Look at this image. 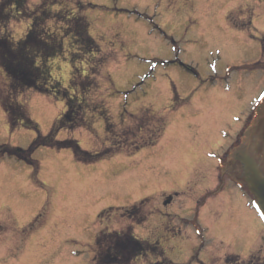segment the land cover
Returning <instances> with one entry per match:
<instances>
[{
    "label": "rangeland",
    "instance_id": "1",
    "mask_svg": "<svg viewBox=\"0 0 264 264\" xmlns=\"http://www.w3.org/2000/svg\"><path fill=\"white\" fill-rule=\"evenodd\" d=\"M42 1L54 13L49 33L63 34L76 12L101 47L74 64L82 76L100 70L84 94L70 86L68 40L50 62L53 78L85 102L82 127L54 141L78 140L89 160L61 145L37 147L34 163L0 156V264H98L97 238L127 226V209L142 202L148 216L134 234L164 255L153 249L134 264L247 261L264 245V228L232 178L216 192L209 153L226 151L264 91V0H30L27 13ZM23 15L0 37L22 39ZM0 87L37 124L11 128L0 104V145L28 149L65 113L55 95L11 92L1 68ZM207 134L211 145L201 141ZM97 152L105 158L92 160Z\"/></svg>",
    "mask_w": 264,
    "mask_h": 264
},
{
    "label": "trees",
    "instance_id": "2",
    "mask_svg": "<svg viewBox=\"0 0 264 264\" xmlns=\"http://www.w3.org/2000/svg\"><path fill=\"white\" fill-rule=\"evenodd\" d=\"M35 7L34 13L28 14L30 0H0V27H6L17 16V13L18 15L24 14V18L21 19H29L30 21L27 33L19 41H13L10 36L0 37V68L9 80L11 92H19L20 90L23 92L27 89L36 90L55 95L65 102V113L56 121L49 136L44 139L39 136L33 142L30 148L31 153L39 146L55 145V142L48 143L46 139L53 138L61 128L75 129L82 126L83 122V104L85 102L77 99L75 94L71 95L68 88L63 87L59 81L53 78L50 60L65 52V41L68 40L74 49L69 56L74 68L70 86L75 90L79 88L84 94L96 86L92 80H95L100 70H92L88 75L82 76L74 64L78 55L93 56L101 52L99 43L90 34L91 24L85 15L73 13L72 16L74 17H67L66 28L60 35L57 32L49 33L46 29L47 23L54 21L53 9L47 6L44 1ZM0 104L13 126L23 121L31 128H37V124L22 111L21 105L16 102L15 98L11 95L5 96V91L1 87ZM68 145L74 146L77 158L89 160L84 155L86 152L81 150L78 143L72 141L68 142ZM3 153L26 159L25 151L20 148H6ZM91 157H93L92 160H95L100 158V155H92ZM134 209L135 207L132 208V211ZM130 216L132 217V215ZM143 221H145V217L142 215L138 222ZM98 244V264H132L134 259L151 248L149 243L133 236L132 228L126 232L114 231L104 234L99 239Z\"/></svg>",
    "mask_w": 264,
    "mask_h": 264
},
{
    "label": "flooded vegetation",
    "instance_id": "3",
    "mask_svg": "<svg viewBox=\"0 0 264 264\" xmlns=\"http://www.w3.org/2000/svg\"><path fill=\"white\" fill-rule=\"evenodd\" d=\"M248 25V24H245ZM249 26V27H248ZM245 27L247 31H253L252 27L248 25ZM260 67V68H259ZM252 69L260 70L262 66H253ZM177 96V95H176ZM243 133L247 131L246 134V145L250 147L252 153L256 154L261 153V156L264 157V98L260 100H256L253 102V106H251L250 110L244 115V126H243ZM242 132V131H241ZM241 134V133H240ZM240 136V135H239ZM207 135L202 136L201 141L206 145H210V139ZM239 138L236 139L233 145H238L240 141ZM231 147L228 148L226 152L221 154L220 160L221 164L217 165L222 168L220 175L217 177L218 181V188L216 190L217 193H220L225 188V184L227 186L226 177L235 178L238 181V177L241 175L243 171V165L240 160L234 156V158H230L229 151ZM239 182V181H238ZM206 201L202 204L204 205ZM170 205V204H169ZM200 205V206H202ZM168 206V205H167ZM165 206V207H167ZM199 206V207H200ZM258 229H263L264 224L260 221L257 222ZM198 228H200L197 225ZM176 235V233H172ZM247 261H243L239 264H264V245H261L260 248L254 253L251 254ZM221 264H231V260L229 257L226 258L225 262Z\"/></svg>",
    "mask_w": 264,
    "mask_h": 264
},
{
    "label": "water",
    "instance_id": "4",
    "mask_svg": "<svg viewBox=\"0 0 264 264\" xmlns=\"http://www.w3.org/2000/svg\"><path fill=\"white\" fill-rule=\"evenodd\" d=\"M264 94V91L260 97ZM236 139L233 141V143ZM232 143V144H233ZM231 144V145H232ZM243 164L241 180L244 181L255 198L256 205L264 217V170L262 165L246 151L239 156ZM246 191V190H245ZM248 194L249 192L246 191ZM250 195V194H249ZM172 200L169 197L166 204Z\"/></svg>",
    "mask_w": 264,
    "mask_h": 264
}]
</instances>
